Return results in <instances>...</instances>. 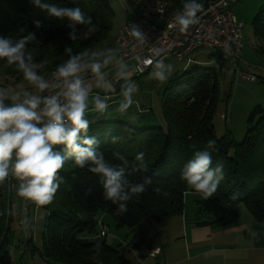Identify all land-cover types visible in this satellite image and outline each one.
Segmentation results:
<instances>
[{"label": "trees", "instance_id": "1", "mask_svg": "<svg viewBox=\"0 0 264 264\" xmlns=\"http://www.w3.org/2000/svg\"><path fill=\"white\" fill-rule=\"evenodd\" d=\"M127 1L132 4L130 0ZM167 1L173 10L183 9L186 2ZM44 2L55 3L60 7H80L86 15L92 17L96 31L84 37L87 28L77 26V40L73 41L69 38L72 29L67 26L66 20L33 17L32 13L36 9L30 0H0V36L18 39L29 32L34 33L35 40L26 47L33 52L35 50L33 63L39 66L36 71L44 78L69 58L65 53L66 47L72 48L73 55L86 53L83 59L94 60L93 50L105 40L114 17L110 0ZM128 19L129 14L125 22ZM34 20H40L42 26L34 27ZM252 25L256 39H264V6L253 17ZM211 52L210 57H222ZM16 73L22 74L21 71L18 73L10 68H0V76ZM218 95L219 80L215 67L193 66L162 87V124L144 127L135 125L136 131L132 134L125 119L101 118L99 113L86 117L90 121L87 134L97 139L98 151L103 152L107 160L119 163L115 155L119 153L130 162H135V155L144 152L147 171L135 173L130 179L142 182V178L148 176L153 182L143 194L129 200L128 211L119 215L116 212L117 205L104 198L98 176L90 173L87 168L74 167L69 159L59 173L62 182L53 201L41 206L45 211L42 251L34 246L32 237L28 235L26 249L19 254L18 263L11 253L16 242L9 240L4 231L11 214L9 175L4 184L0 185V264H21L24 255L32 257L37 250L47 264H139L131 262L117 246L106 242L105 233L100 236L99 231L97 237L92 238L91 235L97 231V218L101 213L108 214L116 227L125 226L136 230L145 223L161 222L181 215L185 195L195 192L181 179V171L196 151L207 147L209 140L215 141V150L211 152L213 166L222 162L224 172V179L217 192L209 198L210 202L204 209L211 213L207 218L209 222H234L238 217L237 206L240 203L248 208L255 221L264 222V107L257 105L250 112L247 131L241 141H234L227 136L218 138L213 124ZM113 138H117L115 142ZM55 150L63 152V145L57 146ZM89 188L92 192L86 195ZM155 188H160L161 193L157 194ZM164 192L168 195L165 196ZM234 194L237 195L236 199L232 198ZM31 204L35 206V203ZM202 209L198 204L196 216ZM145 233L143 230L135 231L128 244L132 250L148 248L144 255L151 256L148 254L151 249ZM97 243L101 245L99 254L95 250Z\"/></svg>", "mask_w": 264, "mask_h": 264}, {"label": "clouds", "instance_id": "2", "mask_svg": "<svg viewBox=\"0 0 264 264\" xmlns=\"http://www.w3.org/2000/svg\"><path fill=\"white\" fill-rule=\"evenodd\" d=\"M30 3L49 18L66 20L67 26L72 29L68 35L73 41L77 40V26L87 28L84 37L96 31L92 17L86 15L80 7H60L44 0H30ZM202 9L203 5L198 0H186L182 11L175 15L170 27H175L181 33L186 32L190 26L199 23L200 18L197 14ZM33 25L36 28L42 26L40 20H34ZM128 34L139 45L145 43L146 34L138 25L133 24ZM34 40L35 34L31 32L18 39L0 36V60L5 61V66L16 65L23 73L24 80L34 86L38 93H44L56 85L46 81L35 70L33 52L26 50V46ZM107 51L112 53L113 50ZM65 53L69 58L58 65L52 73L54 79L63 85L61 92L41 96L24 91L21 96L20 93L8 94L6 89H0V185H3L11 175L18 182L16 195L38 206L48 205L53 201L62 182L59 173L66 161L71 159L74 167L87 168L90 173L98 176L104 198L117 205L116 212L122 215L128 211L127 202L143 194L153 182L148 176H144L142 182H133L130 179L135 173L147 171L145 154L137 153L135 162H130L127 157L115 153L120 162L113 163L105 158L103 152L98 151L97 139L87 134L90 121L86 118V111L89 108L90 89L84 86L79 75L85 68H90L98 79L97 86L110 93L113 90L112 85L103 81L101 68L113 57L107 56L102 63L97 61L86 64L83 62L86 53L73 55L71 47H66ZM145 64L152 67L149 73L152 79L160 82L168 80L171 65L159 59L153 61L151 58H144L143 63L139 65ZM127 67L121 63L122 71L117 73L125 81L121 85L122 99L117 111L126 118L128 130L134 134L139 117L129 110L135 104L133 97L139 91V87L136 81L127 75L125 70ZM61 96L64 102H61ZM6 100H10L11 103L6 104ZM108 107L106 100H101L98 94L94 99L95 111L103 114ZM116 139L113 138V142ZM60 145H63V152L55 150ZM213 150L215 141L209 140L207 147L196 151L181 171V179L190 189L202 194L204 199L212 197L224 179L223 163L217 162L213 166L211 155ZM154 191L157 194L161 193L160 188H155ZM91 192L92 189L89 188L86 195ZM163 194L168 195L167 192ZM232 198L236 199L237 195L234 194ZM22 223L25 228L29 227L28 220L25 219ZM250 235L257 238L259 233L252 231ZM100 248L101 245L97 243L95 245L97 254Z\"/></svg>", "mask_w": 264, "mask_h": 264}, {"label": "rangeland", "instance_id": "3", "mask_svg": "<svg viewBox=\"0 0 264 264\" xmlns=\"http://www.w3.org/2000/svg\"><path fill=\"white\" fill-rule=\"evenodd\" d=\"M111 7L114 11V17L111 23V28L107 34L105 40L98 45L93 52L97 55L94 56V60L101 62L107 56L112 55L113 59H116L114 53V39L116 37L118 29L125 22L129 13L133 12V6L127 0H110ZM264 6V0H237L233 5V12L236 15L239 22L242 23V42L243 52L239 64L241 71L251 74L254 79H243L238 72H235L227 63L219 64L214 57L209 55L212 53L210 50H200L193 52L189 56L184 58H178L176 56L164 57L161 60L165 64L171 65V72L167 81L174 79L182 71H186L193 66L209 67L214 66L218 74L219 80V95L216 110L213 116V124L215 134L218 138L227 136L234 141H241L247 131V118L253 108L257 105L264 107V39H256L253 34L252 19L260 9ZM33 17L42 19H53L47 17V15L36 9L32 13ZM112 49V53L107 50ZM27 51L32 49L26 47ZM33 52V51H32ZM35 53V50L34 52ZM108 63L101 69L103 74V81L111 83L113 90L110 93H106L102 87H98V79L95 77L92 80L93 91L89 93L88 104L89 108L86 111V117L99 113L95 111L94 99L99 94L101 100H106L109 107L101 118H126L117 111L118 104L122 99L121 85L125 83L124 80L116 76L117 71H122L120 64L112 68V64ZM127 65V75L134 79L138 84L139 91L134 94L135 104L129 110V112H135L139 119L136 126L144 127L149 125L162 124L161 116V103L160 92L162 87L167 82H160L150 77L149 72L143 73L138 76H130L132 68L131 63H123ZM10 68L13 71L19 73L18 68L15 65L5 66V61L0 60V68ZM36 65V69H38ZM22 74H13L11 76H0V89H6L8 94L20 93L24 91L32 92L35 88L30 85L28 81L21 78ZM99 81V83H103ZM10 100H6L8 103ZM143 111L142 109H146ZM141 110L143 111L141 113ZM11 196V214L8 216L7 227L4 228L6 236L9 240L16 242L14 248H12V257L16 263L19 259V254L26 249V242L28 241V235L32 237L34 246L42 251L43 239H42V226L45 220V211L35 204L30 206L26 212L28 214L29 227L25 228L22 221L25 220L26 213L21 212L22 200L16 198L13 201V196L16 190V186H10ZM210 202V199H204L202 194L191 192L187 193L184 198V207L181 215L173 216L167 220L161 222L145 223L136 230H130L129 228L122 226L116 227L114 220L108 214H100L97 218L98 226L95 234H92V238L97 237L98 232L103 230L105 233V240L112 246H117L125 257L129 258L131 262H138V251L132 250L128 243H131V238L135 231H145L147 242L150 241L154 245H161L160 243H168L169 241L175 242L176 237L179 236L181 227H243L248 223V218L252 217L248 208L240 203L237 206V219L234 222L227 224L210 223L207 219L211 213L205 209L206 205ZM201 205L202 212L197 214V206ZM253 219V218H252ZM90 237V236H89ZM91 239V237H90ZM143 249V248H142ZM141 249V251H142ZM35 251L32 257H22L21 264H47L40 256L39 251ZM147 251V250H146ZM162 257L158 256V262ZM151 261V258L147 257L146 262ZM160 263V261L158 262Z\"/></svg>", "mask_w": 264, "mask_h": 264}, {"label": "built area", "instance_id": "4", "mask_svg": "<svg viewBox=\"0 0 264 264\" xmlns=\"http://www.w3.org/2000/svg\"><path fill=\"white\" fill-rule=\"evenodd\" d=\"M130 1L133 12L129 13V19L121 25L114 39L118 63L132 64L130 76L141 75L152 68L146 64L139 65L143 63L144 58H151L153 61L170 55L184 58L193 52L208 49L222 56L216 58L219 64L227 63L243 79H254L253 75L239 68L243 42L242 23L238 21L233 12V5L237 0H198L203 5L202 11L197 14L200 18L199 23L190 26L184 33L179 32L175 27H170L175 15L182 9H171L167 0ZM133 24L138 25L146 34V40L142 46L128 34ZM83 62L90 64L97 61L83 59ZM53 72L55 70L45 80L54 83L55 88L44 93H38L37 89H34L29 93L49 96L61 92L63 85L54 79ZM79 75L84 86L88 87L91 93L94 90L91 82L96 76L90 68H85ZM60 100L64 102L62 96ZM17 183L11 176L10 186H17ZM21 200V212L24 214L29 210L32 201L22 197ZM102 234H104L103 231ZM158 252L159 248H155L151 249L148 254L153 256Z\"/></svg>", "mask_w": 264, "mask_h": 264}, {"label": "crops", "instance_id": "5", "mask_svg": "<svg viewBox=\"0 0 264 264\" xmlns=\"http://www.w3.org/2000/svg\"><path fill=\"white\" fill-rule=\"evenodd\" d=\"M114 53L115 63L109 62L112 68L119 64L115 46ZM117 73L116 76L120 78ZM16 198L20 197L16 195L15 190L13 201ZM252 231L258 232L259 236L253 238L250 235ZM180 233L175 242L154 245L150 241V249H160L155 256L144 255L146 250H149L146 247L142 251L134 250L139 252L138 263L264 264V222H257L252 217L248 218V223L243 227H181ZM158 256L162 257L160 263L155 262ZM147 257L151 258V261L146 262Z\"/></svg>", "mask_w": 264, "mask_h": 264}]
</instances>
